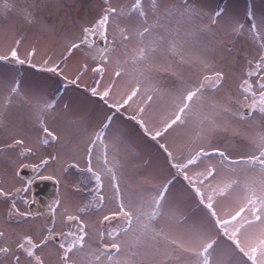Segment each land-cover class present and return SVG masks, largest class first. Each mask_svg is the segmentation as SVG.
<instances>
[{
  "label": "rangeland",
  "instance_id": "obj_1",
  "mask_svg": "<svg viewBox=\"0 0 264 264\" xmlns=\"http://www.w3.org/2000/svg\"><path fill=\"white\" fill-rule=\"evenodd\" d=\"M132 2L133 0H111L113 5H130ZM5 4L7 7H4ZM189 6L199 16L195 23L187 26L188 30L197 31L199 27L208 25L212 31L197 32L198 38L187 42L183 62L168 52L167 46L162 48L154 58L152 81L146 87L154 84L163 91L174 90L182 81L189 85L195 84L202 78V73L210 75L213 69L221 71L225 75L223 87L219 91L209 90L204 94V108L212 115V105L215 102L227 103L229 98L243 100L240 84L249 67L248 61L258 59L261 51L258 44H253L248 36V16L251 14L257 19L264 17V0H189ZM103 7L104 0H0V56L8 57L7 60H0V144H14L16 139H22L26 147L33 148V153L26 154L25 157L20 156V149L12 151L10 158L15 166L23 160L39 165L43 159L57 157L37 169L40 174H50L58 181L57 193L52 197L50 205L52 211L55 209V216L49 221H21L22 217L18 218L17 215L16 221L10 222H26L25 226H39L41 223L40 226H54L55 230L62 232L64 218L68 215H79L80 219L88 224L89 232H98L103 227L97 224V221L116 207L111 200L113 193L110 178L106 176L103 190L105 201L99 209H91L89 196L95 194V181L86 171V149L93 134L105 122L106 117L115 111L110 105L120 100L131 87V82L114 76V64L107 66L101 79L99 74L92 71L96 62H93L88 54L90 49L87 47L73 50L70 56L67 55L69 42L79 41L82 28L95 23ZM218 11L221 15L217 18V23L211 25L209 18ZM117 23L122 28H132L137 26L139 21L133 17ZM239 24L245 25V28L237 33L234 29ZM109 31H112L111 24ZM96 40L100 38L97 36ZM102 43L104 46L103 41ZM135 46L134 42L129 43V48ZM14 48L19 59L25 61L24 64L17 63L11 57ZM33 50L35 54L29 57L28 53ZM121 53L122 50H118L113 55L121 57ZM54 65L59 66L56 73L47 71V68ZM84 65H88L87 71L84 70ZM97 81L98 92H102L107 85L115 81L116 86L110 98H106L107 103L99 95H92L91 89L97 87ZM17 82L20 85L18 94H11V88ZM40 96L59 100L55 111L47 117L49 129L58 137L56 141H51V138L42 132L33 109L27 103ZM9 97L11 103L8 102ZM141 102L142 97L134 98V102H130L131 107L125 106L116 114L106 138V142L111 145L114 143L113 134L120 133L126 142L116 143L119 149L116 174L125 202H138L142 190L145 195L152 194L157 186L172 180L168 195L170 204L166 205V208L175 209L179 217L186 218L187 223L177 224V218L165 215L157 222L156 227L179 233L193 223L198 224L210 231L212 238L218 241L216 252L221 259L225 262L233 260L238 264H251V261H247L242 253L235 250L231 241L214 227L206 210L199 205L191 186L171 167L167 153L160 147L161 144L167 145L173 156L180 160L188 154L198 129L192 126L174 127L152 140L136 121L129 119L136 115ZM231 107L238 112H244V108L236 103ZM168 111L169 104L165 97L153 103L143 118L149 128H159ZM246 117L241 119L238 115L230 114L216 116V125H209L215 127V131L210 133L203 143L210 141L232 159L249 154L254 147L252 142L257 140L260 134H264V114L257 110L250 116L246 114ZM44 138L51 142L43 144L41 141ZM212 162L217 165V180L221 177L244 180L242 174L232 176L229 172L221 170L219 156L214 155ZM207 163L206 159L201 160L198 167L192 166L189 169L188 174L191 176L193 172L203 170ZM71 165L78 167H70ZM2 166V174L10 176L12 169L9 168L6 172L7 165ZM93 166H98L96 154L93 156ZM253 175L257 178L259 176L258 173ZM239 194V190H235L224 197H218L217 211L223 215L225 211L235 207ZM57 200L60 201L59 207L55 204ZM82 208L85 213L79 211ZM19 211L21 212V209ZM1 215L2 213L0 226H12L4 225ZM74 226L77 227V222ZM22 228L26 230V227ZM105 242L110 243L107 239ZM87 243L96 247L98 238H89ZM168 251L169 255L165 256L162 251H157L146 242L138 249H125L118 258L130 260L132 264H185L190 259L179 250ZM113 256L116 257L117 253ZM58 262L56 258L51 259V264H59ZM83 264H87L86 259Z\"/></svg>",
  "mask_w": 264,
  "mask_h": 264
},
{
  "label": "snow or ice",
  "instance_id": "obj_2",
  "mask_svg": "<svg viewBox=\"0 0 264 264\" xmlns=\"http://www.w3.org/2000/svg\"><path fill=\"white\" fill-rule=\"evenodd\" d=\"M4 7L7 5L5 4ZM220 15L221 12L218 11L209 18L211 25L217 23ZM198 16L199 14L189 6V0H133L130 5H113L111 0H104V7L95 23L82 28L78 42H69L68 56L73 50H79L82 47L90 49L88 54L91 55L93 62H96V67L92 68V71L99 74L101 79L107 66L114 64V76L131 82V87L121 96L120 100L110 105V108L115 111L106 117L105 122L93 134L86 149L88 165L86 171L95 181L93 202L96 208L99 209L105 201L103 190L106 176L110 178V188L113 193L111 200L116 204L114 209L109 210V214L103 216L100 223L105 225L113 223L115 227L89 232L88 224L81 220L79 215H68L67 221L77 222L74 231L70 230L54 236V229L48 228V235L38 240L32 236H24L22 240L16 242L17 253H24L29 264H44V259L36 252L42 247H47L49 242L58 243L59 264H83L85 259L87 264H132L130 260L119 259L118 255L129 247L138 249L146 242L157 251H162L165 256L169 255V249L187 254L190 259L185 264H238L233 260L225 262L221 259L216 252L218 241L212 238L210 231L198 224L193 223L185 231L179 233L168 232L164 228L156 227L157 222L165 215L177 218V224L187 223L186 218L179 217L175 209L166 208V205L170 204L168 195L173 184L172 180L157 186L152 194L145 195L142 190L138 202L131 200L125 202L116 174L119 165V149L116 143L126 144V142L120 133L113 134L114 143L111 145L106 142V138L116 114L125 106L131 107L130 102L140 97H142V102L137 107L136 115L129 119L136 121L152 140H156L174 127L192 126L198 129L190 144L188 154L180 160L173 156L167 145L161 144L160 147L167 153L171 167L176 169L177 174L182 175L191 186L199 205L206 210L218 232L231 241L235 250L242 253L247 261H251V264H264V134H260L258 139L252 142L254 147L249 154L237 159H232L218 147L213 146L210 141L207 144L203 143L208 135L215 131V127H209V125H216V116L230 114L238 115L241 119L247 118L244 112H238L231 107L233 103L246 108L248 116L257 110L264 114V17L257 19L251 14L248 16V36L253 44H258L261 51L258 59L248 61L249 67L240 84L242 101L229 98L227 103L215 102L212 105L213 114L207 113L203 103L204 94L209 90L219 91L225 79L224 73L214 69L210 75L202 73V78L198 79L195 84L189 85L182 81L174 90L163 91L154 84L146 87L152 81L154 58L162 48L167 46V51L183 62L187 42L196 40L197 32L212 31L208 25L199 27L197 31L188 30L187 26L195 23ZM133 17L139 21V24L132 28H122L117 23V21ZM110 24L111 32L109 31ZM244 28L245 25L239 24L234 31L240 33ZM97 36L104 42L103 47L99 46ZM130 42H134L136 46L129 48ZM118 50H122L121 57H114L113 54ZM34 54L35 50L29 52L28 56L31 57ZM11 57L19 64L25 63L24 60L19 59L15 48L11 51ZM7 59V56H0V60ZM58 68V65H54L47 68V71L56 73ZM87 68L88 65H84L85 71ZM19 86L17 82L11 88V94H18ZM115 86V81H113L102 92H98L99 81H97V87H93L91 92L93 96L99 95L107 103L106 98H110ZM165 97L169 104V111L162 118L159 128H149L143 118L144 114L153 103ZM8 102L11 103V97L8 98ZM27 103L33 109L42 132L50 137L51 141H56L58 137L54 131L49 129L47 117L55 111L59 100L40 96ZM51 141L44 138L41 142L47 145ZM8 147L20 149L21 156L33 153V148L26 147L22 139H16L14 145ZM94 154H96L98 165L95 168L93 166ZM214 155L220 158L221 170L229 172L232 176L242 174L245 177L244 180L224 177L217 180L219 173L217 165L212 162ZM55 159H57L56 156L43 159L39 165L32 167L34 170L41 168L46 166L50 160ZM205 159L208 163L204 169L195 171L190 176L189 169L192 166L198 167L199 162ZM70 167H78V165ZM254 173L259 174L258 178L253 175ZM41 178L52 179L50 176ZM235 190H239L240 193L236 198L235 207L221 215L216 207L218 197H224ZM19 191L17 189V193ZM11 195L0 187V197ZM55 204L59 207L60 201L57 200ZM79 211L85 213L83 208ZM9 214L19 215L22 218L28 215L20 212L15 202H12ZM53 216H55V209H53ZM92 237L98 238L96 247L87 243V239ZM3 238H5V233L0 231V239ZM106 239L110 243H106ZM111 251H115L117 256L114 257ZM0 253L5 256L13 254L14 264H21V256L13 253L10 247H0Z\"/></svg>",
  "mask_w": 264,
  "mask_h": 264
},
{
  "label": "flooded vegetation",
  "instance_id": "obj_3",
  "mask_svg": "<svg viewBox=\"0 0 264 264\" xmlns=\"http://www.w3.org/2000/svg\"><path fill=\"white\" fill-rule=\"evenodd\" d=\"M9 145H14L11 143L7 144H0V187L4 188L5 191L11 193L12 195L9 197H0V213H2L1 218L3 220L4 225H12L8 227H2L0 226V231H3L5 233V238L0 239V247H10L13 251V253L19 254L21 256V264H29L28 259L26 258L25 254L22 252L17 253L16 250V242L19 240H22L24 236H32L34 239H39L43 236L48 235L47 229L53 228L54 236H59L62 233L68 232L70 230H75L76 226H74V221H67V216L64 218V230L62 232H59L55 230L54 226H40L42 225L39 223V226H25L27 223L21 224V222H10V220L17 219V215H10L9 209L12 206V202H15L16 208L21 209V212L27 213L28 215L23 217L21 221H27L29 219H37L39 221H49L53 216V211L50 209L51 202L43 204L40 207H35L32 203V184L33 182L41 177H52L50 174H40L37 169L34 170L32 166L34 164L30 162L29 160H23V158H20V160H23L20 164L15 166L10 158V153L12 151L17 150L18 148L14 147H8ZM21 156V155H20ZM21 156V157H25ZM7 165L6 172L8 169H12L13 172L10 174V176H5L3 173V166ZM7 174V173H5ZM13 175V176H12ZM13 178V179H12ZM55 179V178H54ZM56 180V179H55ZM31 181V183H29ZM57 182V180H56ZM14 185V186H13ZM58 183L56 186L55 194L57 193ZM17 189H19V193H17ZM27 189V191H25ZM47 196V194L45 195ZM93 196L90 195V204L91 209L97 210V208L94 206L93 202ZM92 197V198H91ZM111 197V196H110ZM90 209V208H89ZM25 210V212H24ZM91 211V210H90ZM93 213V212H92ZM106 214H109L107 212ZM104 214V215H106ZM103 215V216H104ZM103 216L97 221V224L99 223L103 228H111L114 227L115 224L108 223V224H101L99 221L103 219ZM18 218H21L18 215ZM9 220V221H8ZM21 225V226H18ZM9 227H15L13 229H10ZM20 227V228H18ZM22 227H26V230ZM8 228V229H7ZM25 230V231H24ZM58 243L49 242L47 247H42L41 249L37 250L36 254L42 256L44 259V264H51V259L56 258L59 261L58 255ZM112 255H115V251H111ZM15 256L13 254H9L5 256L3 253H0V264H14ZM59 263V262H58Z\"/></svg>",
  "mask_w": 264,
  "mask_h": 264
},
{
  "label": "water",
  "instance_id": "obj_4",
  "mask_svg": "<svg viewBox=\"0 0 264 264\" xmlns=\"http://www.w3.org/2000/svg\"><path fill=\"white\" fill-rule=\"evenodd\" d=\"M99 46H103L101 40H97ZM57 182L54 178L52 179H36L32 188V203L34 206L40 207L43 204L49 203L55 194ZM47 194V196H45Z\"/></svg>",
  "mask_w": 264,
  "mask_h": 264
},
{
  "label": "bare ground",
  "instance_id": "obj_5",
  "mask_svg": "<svg viewBox=\"0 0 264 264\" xmlns=\"http://www.w3.org/2000/svg\"><path fill=\"white\" fill-rule=\"evenodd\" d=\"M42 83H44V82H42ZM244 113L248 114V111L246 110V108H244Z\"/></svg>",
  "mask_w": 264,
  "mask_h": 264
}]
</instances>
